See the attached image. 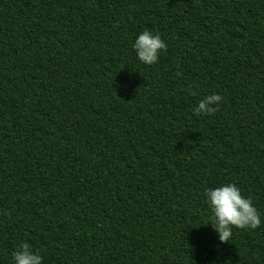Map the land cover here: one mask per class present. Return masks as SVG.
I'll return each mask as SVG.
<instances>
[{
    "label": "trees",
    "instance_id": "16d2710c",
    "mask_svg": "<svg viewBox=\"0 0 264 264\" xmlns=\"http://www.w3.org/2000/svg\"><path fill=\"white\" fill-rule=\"evenodd\" d=\"M226 183L261 223L220 242L202 194ZM21 243L42 264H264V0H0V264Z\"/></svg>",
    "mask_w": 264,
    "mask_h": 264
},
{
    "label": "clouds",
    "instance_id": "9594fccd",
    "mask_svg": "<svg viewBox=\"0 0 264 264\" xmlns=\"http://www.w3.org/2000/svg\"><path fill=\"white\" fill-rule=\"evenodd\" d=\"M131 46L140 63L151 65L157 61L158 53L166 48V43L158 32L145 28L135 36ZM221 99L219 93L205 95L197 101L192 111L196 115L211 114L216 111ZM202 195L211 213L204 224H210L220 242L230 240L233 227L255 229L261 223L251 199L242 195L239 187L233 183L205 188ZM11 259L12 264H42L43 257L38 251L30 250L27 243H21L12 252Z\"/></svg>",
    "mask_w": 264,
    "mask_h": 264
}]
</instances>
